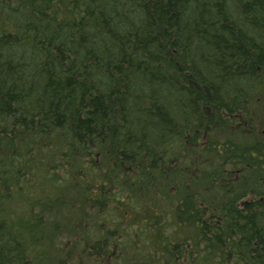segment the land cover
<instances>
[{
  "label": "trees",
  "instance_id": "16d2710c",
  "mask_svg": "<svg viewBox=\"0 0 264 264\" xmlns=\"http://www.w3.org/2000/svg\"><path fill=\"white\" fill-rule=\"evenodd\" d=\"M0 264H264V0H0Z\"/></svg>",
  "mask_w": 264,
  "mask_h": 264
}]
</instances>
